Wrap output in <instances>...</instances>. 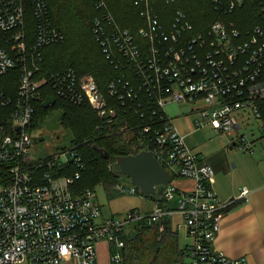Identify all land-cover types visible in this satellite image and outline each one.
<instances>
[{
    "label": "built area",
    "instance_id": "2783aa9c",
    "mask_svg": "<svg viewBox=\"0 0 264 264\" xmlns=\"http://www.w3.org/2000/svg\"><path fill=\"white\" fill-rule=\"evenodd\" d=\"M93 1L90 29L113 72L107 93L91 73L42 71L41 50L65 40L52 25L46 1L0 0V75L18 74L14 96L0 89V264H100V242L109 247L107 264H120L124 236L138 221L160 232L168 223L182 233L180 264H248L213 244L225 211L248 190L241 189L228 204L217 198L214 171L188 147L166 107H189L196 127L209 125L231 148L250 154L253 141L241 132L240 119L252 118L264 138V31L256 26L242 33L233 22L217 20L199 32L180 8L156 12L159 3L171 7L176 0H132L140 20L135 32L117 23L106 0ZM212 3L230 14L244 0ZM45 87L58 99L89 104L106 123L118 120L119 108L133 112L139 124L126 120L120 130L144 141L145 150L170 172L158 195L167 206L154 201L147 213L135 208L103 217L95 190L73 189L85 168L77 146L33 160L34 102ZM67 168H74L71 174H65ZM181 178L193 180L191 191L175 186ZM114 188L119 194L138 193L122 181ZM174 215L182 218L175 228Z\"/></svg>",
    "mask_w": 264,
    "mask_h": 264
},
{
    "label": "trees",
    "instance_id": "16d2710c",
    "mask_svg": "<svg viewBox=\"0 0 264 264\" xmlns=\"http://www.w3.org/2000/svg\"><path fill=\"white\" fill-rule=\"evenodd\" d=\"M222 1L229 2L230 0ZM46 3L48 5L49 15H51L52 25L64 34L65 40L62 43L47 46L41 50L42 61L40 65L42 71L44 73H49L73 68L80 74L91 73L94 76L98 87L107 93L106 84L111 78L113 72L106 57H104L99 44L94 41L90 29L92 18L96 15L94 1L89 0L88 4L83 8L84 10L86 9L85 12H83L82 8L77 9L75 5H72L70 10V15H76L77 12H83V17L87 19L84 24L85 27H81V29L86 31L87 36L90 34L91 39L97 48L95 57H93L94 59L92 61H90V59L86 60L85 58L78 59L73 56L68 60L61 59L56 51L48 52L47 54H49V56H47V50L57 46L60 47L68 42L77 41L79 39L78 36L80 34V29L77 27L63 29L60 23L55 21V19L61 18V15L57 13V11H54L57 7L56 3H54L53 6L48 4V1H46ZM106 3L121 27L136 32L140 26V20L132 0H106ZM173 8H180L186 13L187 19L192 26H194L195 31L202 32V30L206 29L210 23L217 20L226 23L233 22L237 29L242 33H246V31L251 30L256 26L264 31V0H244V4L241 7L234 9L230 14H223V12L220 13L215 10L212 0H176L171 7L159 3L156 7V12L162 13V10L169 11V9L171 11ZM237 15L239 16V20H237ZM80 23H82V20ZM28 27L30 31L29 34L32 37L34 30L31 22ZM11 73H14V77L9 79V83L12 87H4L0 85V89H2L8 96H14L17 90L18 74L15 70ZM9 74L0 75V77L8 76ZM46 96H52L55 99L53 105L56 104L57 100L62 102L65 116L68 117L70 123L74 116H82V124H80L77 129V137L73 145L76 144L75 146H77L78 152L85 163V168L81 171V177L76 181V184L73 187L75 193L81 192L85 189H93L91 186L87 185L88 182L84 181L85 179L88 180V178L93 177L96 181H100L104 184V188L107 189V198H113L118 193L114 187L120 182V177H115L110 173L108 168V166L114 162V156H125L147 148L145 142L140 141L137 137H133L132 140H129V143H124L123 145L119 144V139H117L118 131L125 121H129L128 123L130 126L138 125V117L134 115L133 112L119 108L117 112L119 115L118 120L116 122L106 123L95 116L89 104L87 105L84 103L78 105L60 98L58 99L50 88L45 87L40 100L34 102L35 113L33 116L32 127H34V121L36 120L38 113H40L39 110L43 108L42 105ZM96 135L98 138L104 140V144L98 145L95 143L92 146L88 145L90 137ZM100 149H105L108 152L109 156L107 159L101 158L99 154ZM73 169L74 168H67L65 174H71ZM149 197L154 201H158V196ZM158 202L163 208L167 206L165 201ZM132 230L134 233L132 235L130 234L131 236H124V247L121 252L122 262L120 264H180V262L184 260V253L178 244V235L175 231L171 230L168 223L165 225L164 231L162 232L158 231L156 225H148L145 221L135 222V224L132 225Z\"/></svg>",
    "mask_w": 264,
    "mask_h": 264
},
{
    "label": "crops",
    "instance_id": "0c3cea01",
    "mask_svg": "<svg viewBox=\"0 0 264 264\" xmlns=\"http://www.w3.org/2000/svg\"><path fill=\"white\" fill-rule=\"evenodd\" d=\"M166 112L170 116L172 115L174 123L178 124L175 126L184 135L188 147L211 166L214 171L213 190L221 202L228 204L241 189L248 190L245 197L229 205L225 211L220 221L219 233L213 242L214 247L230 258L244 257L248 264H264V138L260 135L257 122L248 116L240 119L245 132L246 128H249V136L246 132L248 139L253 141V151L247 154L236 148H231L228 139L219 137L217 131L209 125L203 128L196 127L194 124L196 113L189 107L182 104L168 105ZM183 123H186L189 130L182 127ZM252 124L256 126V130L249 127ZM205 128L212 129L215 136L207 138L200 148L198 144L201 143L198 142L197 134ZM223 138L226 143H224L225 140L221 142ZM213 139L221 140L220 144L218 146L212 144ZM175 186L186 191H191L194 187L193 180L183 178L178 179ZM125 195L131 194L117 193L113 198H107L109 201H113L122 196L124 200L116 202L113 205V211L110 210V214L106 216H104L101 205L103 217L119 216L124 212L121 214L118 212L127 209L130 204H134V199ZM145 199L147 200H142V202L146 204L150 202L148 210L150 212L155 202L150 197H145ZM135 208L139 210V208ZM182 241L183 235L179 233L178 244L182 245ZM97 245L103 249L100 256H105V261H107L108 245L104 242Z\"/></svg>",
    "mask_w": 264,
    "mask_h": 264
},
{
    "label": "rangeland",
    "instance_id": "374dc122",
    "mask_svg": "<svg viewBox=\"0 0 264 264\" xmlns=\"http://www.w3.org/2000/svg\"><path fill=\"white\" fill-rule=\"evenodd\" d=\"M48 1V4L52 5L56 3V9L54 11H57L61 15L60 19H55L56 22H59L61 27L63 29H68L71 27H77L80 29V34L78 36V40L75 42H68L65 45H62L60 47L51 48L46 51V54L48 52H54L56 51L61 59H71L72 56L75 58H85L90 59L92 61L95 57V52L97 51V48L95 46V43H93L91 36L86 35V31L81 29V27H85V22L87 19H85L83 16V12L85 10L83 9L86 4H88L89 0H46ZM79 4V5H78ZM75 5L77 9L82 8L83 12L79 13L77 12L76 15H70L71 6ZM244 15V14H240ZM252 16V15H250ZM244 17V16H242ZM87 18V17H86ZM237 20H239V16L237 15ZM248 19V17H247ZM82 20V23H80ZM252 21V19H251ZM255 21V20H253ZM256 23V22H253ZM29 30V27L27 28ZM75 44V45H73ZM49 56V54H47ZM59 59V58H58ZM60 60V59H59ZM15 73V72H14ZM14 73L9 74L8 76H2L0 77V85L4 87H12L9 83V79L14 77ZM174 110V108H172ZM40 113H38L36 120L34 121V127L33 132H35L34 135V141L30 146L29 155L32 157L33 160H44L61 150L69 149L72 147L73 143L76 140L78 132L79 125L82 124V116L77 117L74 116L71 123L68 121V117L65 116V111L63 109L62 102L60 100L56 101L55 105H50L46 108H42L39 110ZM174 112V111H173ZM172 116V115H171ZM175 122V121H174ZM176 125V123H174ZM178 126V124L176 125ZM184 128L189 130L187 128L186 123H183ZM244 127V126H243ZM242 127L241 132L244 133L247 136H249V128H246V132L244 128ZM250 128L256 130V126L253 124L249 126ZM110 134V133H107ZM105 135V134H104ZM119 139V144L129 143L130 135L127 132H123L119 129L117 134ZM215 133L210 128H205L202 131L197 134L198 142L201 144L200 148L202 146V143L206 142L207 138L214 137ZM100 137V136H99ZM225 138L221 142H223ZM219 140H212V144L219 145ZM102 145L104 144V140L102 138H98L97 135L94 137H90L88 145L92 146L93 144ZM226 143V140L224 141ZM76 145V144H75ZM75 145H73L75 147ZM89 169V168H88ZM88 173V172H87ZM87 183L88 186H91L97 195V202L103 206V213L104 216L110 214V210L113 211V205L116 204V202H120L121 200H124L122 196L117 197L113 201H109L107 199V189L104 188V184L100 181H96L93 177L88 178V180H84ZM126 197H131L134 199V204H130L127 209H123L121 212H126L130 209H133L135 207L139 208V211L141 213H147L150 209V202L148 204L142 202V200H147L145 197L141 196L139 193H135V195H125ZM146 202V201H145ZM173 205H176L175 201H172ZM182 221V218L180 215H174L172 218V226L175 228L177 224H179ZM128 231L132 235L134 231L132 230V226L128 228ZM129 234V235H130ZM130 235V236H131ZM98 250V261L100 264H107V261H105V256H100L101 251L103 250L99 245L96 246ZM187 264V262H186Z\"/></svg>",
    "mask_w": 264,
    "mask_h": 264
},
{
    "label": "water",
    "instance_id": "95a60500",
    "mask_svg": "<svg viewBox=\"0 0 264 264\" xmlns=\"http://www.w3.org/2000/svg\"><path fill=\"white\" fill-rule=\"evenodd\" d=\"M54 101L52 96H46L42 107L53 105ZM99 154L103 159L109 156L105 149H100ZM113 159L114 162L108 166L110 173L120 177V181L137 188L138 193L143 197L158 196L170 181V172L162 168L150 150L114 156Z\"/></svg>",
    "mask_w": 264,
    "mask_h": 264
}]
</instances>
